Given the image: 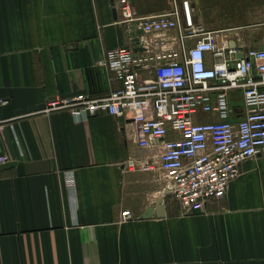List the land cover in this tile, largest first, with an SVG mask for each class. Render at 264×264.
<instances>
[{"label": "crops", "instance_id": "0c3cea01", "mask_svg": "<svg viewBox=\"0 0 264 264\" xmlns=\"http://www.w3.org/2000/svg\"><path fill=\"white\" fill-rule=\"evenodd\" d=\"M182 1L128 0L137 17ZM188 3L193 25L215 33L216 45L264 44V0ZM119 6V0H0L6 99L0 153L8 157L0 167V264H264V156L243 160L218 202L182 212L164 190L157 148L140 147L128 119L98 113L75 121L65 109L40 111L48 97L101 96L116 88L119 81L95 63L108 48L125 45L146 55L159 50L151 45L190 46L199 37L180 41L171 28L161 34L163 44H154L158 34L144 31L139 19L124 20ZM215 60L206 53L208 66ZM227 98L236 123L242 90L230 89ZM161 195L162 214L155 210ZM124 209L131 218L120 219Z\"/></svg>", "mask_w": 264, "mask_h": 264}, {"label": "built area", "instance_id": "2783aa9c", "mask_svg": "<svg viewBox=\"0 0 264 264\" xmlns=\"http://www.w3.org/2000/svg\"><path fill=\"white\" fill-rule=\"evenodd\" d=\"M119 5L124 20L139 19L144 31L158 34L160 40L154 44H163L161 34L171 28L178 29L180 41L199 37L190 46L151 45L159 50L146 55L125 45L108 48L95 63L119 81L116 88L101 96L48 97L40 111L65 109L75 121L98 113L125 117L140 147L157 148L155 161L165 180L164 190L182 212L218 202L239 174L240 163L264 156V44L245 50L216 45L215 33L200 32L193 25L188 0L180 8L142 17L135 15L128 0H119ZM237 51L241 57H235ZM207 52L216 57L211 66L205 62ZM149 60L151 64H142ZM234 88L242 90L244 106L236 123L229 120L227 98V91ZM5 102L0 97V103ZM206 113H216L219 119H203ZM6 161L7 155L0 153V165ZM142 167L150 165L144 162ZM66 175L67 184L73 186V172L67 170ZM131 216L129 209L120 212L121 220Z\"/></svg>", "mask_w": 264, "mask_h": 264}, {"label": "water", "instance_id": "95a60500", "mask_svg": "<svg viewBox=\"0 0 264 264\" xmlns=\"http://www.w3.org/2000/svg\"><path fill=\"white\" fill-rule=\"evenodd\" d=\"M7 164L8 163H4V164H1L0 165V167H2V166H7ZM165 193V192H164ZM162 199H163V196L161 195V196H159V198H158V200H157V202H158V204L156 205V207H155V210L158 212V211H160V214H162L163 212H162V209H163V205H162ZM151 211H152V208H148L147 210H146V212L142 215L143 217H147V216H149L150 214H151Z\"/></svg>", "mask_w": 264, "mask_h": 264}]
</instances>
